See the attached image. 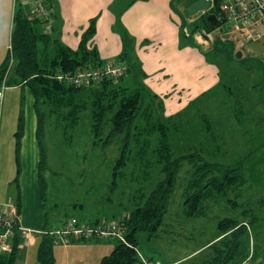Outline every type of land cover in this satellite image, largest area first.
<instances>
[{
  "label": "rangeland",
  "instance_id": "rangeland-1",
  "mask_svg": "<svg viewBox=\"0 0 264 264\" xmlns=\"http://www.w3.org/2000/svg\"><path fill=\"white\" fill-rule=\"evenodd\" d=\"M184 1L175 0L178 10H181ZM7 3L8 5L5 6L3 0H0V30H6L9 17L14 10L13 0H8ZM185 10L183 15L188 16ZM204 13L208 11L202 14ZM187 27L191 28V26ZM220 29L226 32L229 29L228 23H222ZM229 38L231 42L228 44L215 47L219 50L214 53L208 51L209 57L221 70L220 85L208 92L204 98L194 100L191 107L187 106L174 115L166 116L165 113L164 115L166 117L178 115L170 123L175 155L196 154L208 163L230 166L241 163L243 183L219 202L204 201L205 206L209 204V208L204 207L205 217L187 218L183 211V201L188 181L192 178L193 161L183 162L178 185L171 197L165 224L159 231L158 237L148 242L144 239L146 235L138 236V253L147 260L154 258L158 263L161 261L159 264L174 262L175 264H202L210 255L209 250H205L209 249L208 246L204 249L202 247L217 235L218 219L230 215V209H234L228 199L232 200L234 195L238 194L240 198L237 202L241 204L242 211L236 210L238 212L236 218L240 221H248L243 214V209L252 210L256 214L252 215L255 222L248 228L250 233L242 246L245 255L243 260H248L249 264H264V155L258 162L251 159V154L264 145V92L262 91L264 67L259 64L260 57L250 54V51L264 53V43L245 44L237 36H229ZM198 40L203 42L202 38ZM232 47L235 53L241 52L240 60L227 59ZM213 48L214 45L211 46V49ZM14 90L7 86L5 95L11 96L14 92H20V90ZM23 103L24 109L29 107L27 96H23ZM6 109L12 115L13 119L10 120L12 125L15 123L12 107H7L5 103L0 120L1 129H3ZM47 117L48 115L43 118L41 136L46 154V162L41 170L42 180H39L38 167L33 169L32 163L25 161L28 156H31L28 152L24 156V161H20L19 177L15 181L6 180L4 176L8 178L10 172L5 171V166L2 165L0 142V198H4V201H0V206L2 202L9 200L18 202L20 210H25L26 213L34 216L39 229H56L58 224L62 225L70 218L91 223L97 222L96 219H116V216L124 215L132 209L134 199L137 197L136 190L140 188L144 194H148L161 179L158 168H153L144 175L138 165L129 163L121 173L122 178L116 181L115 189L112 190L111 172L118 158L120 145L118 140L112 141L108 146L102 145V140L106 138L109 131L107 127L100 136V140L95 142L90 132V122L84 116L77 127L68 131L67 134L63 133V130H57L56 121L53 118L46 120ZM177 128L179 131L175 133ZM9 139L12 140V138ZM247 140L251 143L246 146ZM245 170L247 172H244ZM252 170L254 173L251 172ZM256 171H261L263 178L255 177ZM251 175L255 178H251ZM41 187L44 192L43 199L40 195ZM91 241L87 244H91L95 251L98 250V255L100 253L107 255L110 252L109 244L112 247L117 242L114 238ZM82 242L85 241L79 243ZM67 243L69 244V241L55 243L54 259L58 256L55 264H67L62 259L64 249L62 245ZM95 246H103V249L99 250ZM107 248L109 249L106 250ZM197 249L200 251L189 257ZM35 250L34 246L32 248L34 254L29 259L30 264H38ZM74 250L70 248L65 252L73 254ZM82 251L86 252V250ZM74 263L71 260V264Z\"/></svg>",
  "mask_w": 264,
  "mask_h": 264
},
{
  "label": "trees",
  "instance_id": "trees-1",
  "mask_svg": "<svg viewBox=\"0 0 264 264\" xmlns=\"http://www.w3.org/2000/svg\"><path fill=\"white\" fill-rule=\"evenodd\" d=\"M21 1L14 2L9 44L14 63L6 81L8 87L21 88L19 118L14 133L17 160L25 123L22 90H26L34 100L33 106L37 116L39 180H42L41 170L46 162L41 141L43 118L46 115H48L46 120L53 118L56 121L55 128L63 130L65 134L75 129L84 116L90 122V132L95 142L100 140V136L107 127L109 131L106 138L102 140V145L108 146L112 141L117 140L120 145L119 155L111 172L112 190L115 189L116 181L122 178L121 173L129 163L138 165L144 175L151 169L158 168L161 179L149 193L144 194L140 188L136 190L137 197L134 199L132 209L126 212L127 214L116 216L117 220L113 219L122 226L127 245L117 240L112 251L98 262V264H142L137 250L138 236L146 235L148 240L158 237L159 231L165 224L170 200L177 188L183 162L193 161L192 178L188 181L183 201V211L187 218L203 217L205 215L204 201L219 202L241 186L242 165L241 163L235 166L208 163L196 154L175 155L170 123L178 115L174 117L164 115L162 100L144 85V75L133 55L125 49L118 57L104 61L99 58L94 48L88 49L87 42L95 34L96 18L90 20L78 48L71 50L63 46L54 34L48 35L43 30H39V27L42 28L45 23L44 20L29 13ZM208 14L218 16L216 3L208 13L201 14L193 19L190 25L188 24L191 26L188 39L192 41L196 34L208 35L216 31L220 37L213 40L214 48L209 51L214 53L219 50L215 47L231 41L221 37V22H218L217 27L207 23ZM50 18L52 20L51 15ZM186 25L185 21L182 22V26ZM230 50L227 59L233 61L242 58L236 57L234 47ZM9 57L7 49L5 59L0 66V84ZM107 64L122 66L124 71L117 78L101 76L87 87L56 78L58 75L66 78L77 72L101 70ZM178 131L177 128L175 133ZM43 193L41 187V199H43ZM238 198L240 195L235 194L234 199H227L235 208L239 206ZM15 204L20 212L19 203ZM243 210L244 216L248 219L247 222L233 217H225L217 221L216 239L208 245L210 256L202 264H239L245 258L242 246L248 239L250 233L248 228L254 224L255 219L252 215L249 216L248 209ZM19 239L18 237L15 239L11 254L0 258V264H14ZM54 245L52 237L48 234L41 235L36 250L38 264H55ZM150 260L157 262L154 258Z\"/></svg>",
  "mask_w": 264,
  "mask_h": 264
},
{
  "label": "crops",
  "instance_id": "crops-1",
  "mask_svg": "<svg viewBox=\"0 0 264 264\" xmlns=\"http://www.w3.org/2000/svg\"><path fill=\"white\" fill-rule=\"evenodd\" d=\"M47 1L52 16V23L47 29L45 28V24H43L42 28L39 27V30H43L48 35L53 36L54 34L63 46L76 50L83 33L89 26L90 20L96 18L95 34L87 42V48H94L99 58L104 61L118 57L125 49L130 52L144 75V85L163 101L166 116L177 114L187 106L188 108L191 107L194 100L197 101V99L204 98L208 92L220 85L221 70L208 55L213 40L220 37V35L216 31H213L208 35L203 33L208 37L210 36L209 41L203 38L201 34H196L192 41L188 39V24L190 25L193 19L198 18L202 13L191 17L184 16L183 13L185 8L195 0H185L181 10L176 8L175 0ZM7 2L8 0H3L5 6L6 4L8 5ZM24 5V8L30 13V6ZM10 17L6 30H0V66L5 59L10 44L12 15ZM184 21L187 24L186 26H182V22ZM221 37L224 38L223 35ZM198 38H202L203 42H200ZM255 43H264V28L262 38ZM250 54L260 57L261 59H258L259 64L261 67H264V53L250 51ZM11 88L20 90V92H14L11 96H6L4 91L0 120L3 105L7 103V107H12L15 123L12 125V115L6 109L4 111L3 129L0 128V142L1 153L3 155V160H1L2 165L5 166V171L10 172L8 178L4 177L6 180L15 181L20 174V161H24V156L27 152L31 156H28L25 161L27 163L30 161L33 169L38 167L37 116L33 106V98L28 91L22 90V92H25L24 96H27L29 107L24 109V135L21 140V148L17 160L14 133L19 118L21 88L19 86ZM262 91L264 92L263 88ZM9 138H12V140L10 141ZM250 143L251 141L247 140L245 145L247 146ZM263 147L257 148L251 154V159H255V162L263 158ZM260 155L262 156L260 157ZM244 172L247 171L245 170ZM251 172L254 173L253 170ZM252 175L251 178H263L261 171H256L255 177ZM3 199L1 197L0 201H4ZM2 203L3 206L10 203L14 204L10 200ZM208 206L209 204L205 206V209L209 208ZM230 210V215L223 216L222 218H236L238 215L237 211H242L241 204ZM249 211V216L254 214L252 210ZM19 215L23 234L18 237L20 239L16 248L17 252L14 264H30L29 259L34 254L32 248L35 246L37 250L41 238L38 232L42 229L37 227L38 223L35 222V218L31 213H26L25 210L22 211L21 209ZM59 226L58 224L57 227ZM216 236L208 241L202 249L215 241ZM144 239L150 242L153 238L151 240ZM88 242L69 241V244L62 245L64 248L62 259L67 264H71V260L75 262L74 264H98L105 254L102 255L100 253L98 255V250L95 251V248H92L91 244H87ZM114 245L111 247V244H109L110 249L107 248L106 250L109 249L111 252ZM95 247L99 250L103 249V246ZM70 248L75 249L73 254L65 252V250ZM81 248L82 250H86V252L80 250ZM205 250L208 251L209 249ZM199 251L198 249L195 250L189 257ZM144 256L152 257L149 255ZM55 259H58V256H55ZM172 264H175V262Z\"/></svg>",
  "mask_w": 264,
  "mask_h": 264
},
{
  "label": "built area",
  "instance_id": "built-area-1",
  "mask_svg": "<svg viewBox=\"0 0 264 264\" xmlns=\"http://www.w3.org/2000/svg\"><path fill=\"white\" fill-rule=\"evenodd\" d=\"M16 0H13L15 2ZM209 9L217 4L218 16L217 20L221 23H228L229 29L225 32L221 29L222 35L237 36L243 43H255L262 38L264 28V0H207ZM23 4L30 6L31 13L34 17L44 20L45 28L51 25V12L47 0H22ZM9 61L0 86V111L2 107L4 91L6 89V81L11 73L14 59L11 54V47L8 46ZM124 71V67L113 64H107L101 70H87L77 72L71 76L58 75V80H67L70 84L89 86L97 81L101 76H109L113 78L119 77ZM18 207L14 203L0 206V258L8 256L13 250V244L17 237L23 234L20 226ZM39 235L48 234L52 237L54 243L61 241H91L105 240L114 238L119 242L127 245L124 238V230L117 221L100 220L97 222H80L75 218L66 220L62 225L53 230L38 232ZM139 259L142 264H159L157 262L147 260L140 253ZM239 264H249L248 260Z\"/></svg>",
  "mask_w": 264,
  "mask_h": 264
},
{
  "label": "water",
  "instance_id": "water-1",
  "mask_svg": "<svg viewBox=\"0 0 264 264\" xmlns=\"http://www.w3.org/2000/svg\"><path fill=\"white\" fill-rule=\"evenodd\" d=\"M206 11H209V3L207 0H195L194 2L190 3L186 7V13L191 15V16H194L197 13H203ZM206 21L210 26L217 27L218 20H217V16L215 14H208L206 17ZM220 32H221V30H220ZM201 36L209 41V37L207 35L201 34ZM223 37H224V39L229 41V39L227 38V35H223ZM236 57L240 58L241 52H236Z\"/></svg>",
  "mask_w": 264,
  "mask_h": 264
}]
</instances>
